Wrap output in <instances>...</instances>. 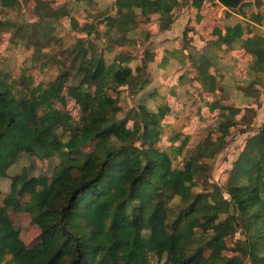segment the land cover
Here are the masks:
<instances>
[{
	"label": "trees",
	"instance_id": "trees-1",
	"mask_svg": "<svg viewBox=\"0 0 264 264\" xmlns=\"http://www.w3.org/2000/svg\"><path fill=\"white\" fill-rule=\"evenodd\" d=\"M175 1L154 0L151 7L149 0H115V13L102 21L105 34H116L121 44L133 43L125 35L137 28L140 17L153 13L167 20L166 29ZM217 1L235 11L249 0ZM202 3L192 0L195 8ZM20 6V0H0V9ZM56 12L66 16L62 9ZM14 27L23 36L21 29L34 25L0 22V29ZM72 27L79 30L75 20ZM80 31L91 36L95 26L85 25ZM218 35L224 43L240 42L253 57L250 73L264 75L263 38L243 39L240 26ZM85 43L79 38L66 50L63 61L53 60L59 71L47 83L34 85L25 74L10 81L0 69V180L8 178L23 156L56 161L50 176L32 175L25 166L11 177L9 194L27 198L23 210L45 241L26 248L0 205V264H148L150 253L159 264H244V257L250 264H264V126L247 140L228 179L224 192L229 200L215 192L197 199L190 174L174 167L164 152L132 156L139 141L155 139L166 107L156 113L141 108L134 118L139 121L129 129L127 115L119 117V96L110 93L123 86L143 90L148 82L138 81L130 67L122 66L126 61L122 54L106 62L94 43ZM32 44L38 51V45ZM149 61L144 58L142 67ZM202 73L209 75L205 69ZM71 81L76 82L74 100L82 110L78 121L56 107ZM221 109L232 115L239 111L229 106ZM94 142L98 143L86 158L74 159ZM198 148L192 160L212 158L204 143ZM38 188L43 189L41 194ZM201 218L216 227L212 235L193 232ZM240 228L252 231L242 257H222L225 237L234 236ZM206 249L211 251L209 257Z\"/></svg>",
	"mask_w": 264,
	"mask_h": 264
},
{
	"label": "rangeland",
	"instance_id": "rangeland-1",
	"mask_svg": "<svg viewBox=\"0 0 264 264\" xmlns=\"http://www.w3.org/2000/svg\"><path fill=\"white\" fill-rule=\"evenodd\" d=\"M20 2V9H0L2 23L34 25L32 29H21L23 36L17 34L16 27L0 29V69L9 75L10 81L11 78L18 80L23 74L31 76L34 85L53 80L59 71L53 60L63 61L67 57L64 55L66 50L73 48L79 38H84L86 45L88 41L94 43L106 62L122 54L126 57L122 66L130 67L139 77L138 81L148 82L143 90L131 91V88L123 86L117 93H110L112 97L119 96L122 109L119 117L127 115V127L131 129L135 120L139 121L134 118L141 108L152 113L162 107L167 109L155 139L139 141L132 153L133 158H138L143 151L164 152L174 167L190 174L197 199L215 192L229 200L224 192L228 179L239 164V156L247 140L264 126V75L250 73L253 57L243 50L240 42L224 43L219 39L216 30L222 27L227 17L224 12L220 13L219 7L212 8V14L210 11L198 31L195 21L199 23L201 15L192 8L191 0H178L171 13L172 22L166 29L167 20L158 14H150L146 19L140 17L137 28L125 35L133 43L121 44L116 34L106 36L102 23L115 13V0ZM149 2L152 7L153 0ZM256 5L259 7L257 2ZM59 9L66 12V16H56ZM181 9L187 10V22L173 26ZM233 12L249 14L264 27V8L260 9L259 17H255L253 8L247 9L246 6ZM72 20L78 24L79 30L72 27ZM85 25L95 26L91 36L80 31ZM247 30L250 29L247 27ZM197 31L200 39L193 37ZM257 35H262L261 29L252 32L251 36ZM30 41V45L25 44ZM32 43L38 45V51ZM144 58L151 59L146 68L142 67ZM203 69L208 76L202 73ZM75 83L71 81L65 85L56 107L78 121L82 110L74 100ZM222 106L239 111L232 115L223 111ZM97 143L82 149L74 159L86 158ZM202 143L211 149L212 158L192 160L199 154L198 146ZM55 164V160L26 155L12 166L8 178L0 180V205L7 210L13 230L28 249L44 242L45 237L23 210L27 198L9 194L10 180L25 166L31 169L32 175L50 176ZM37 192L41 194L43 189L38 188ZM206 220L201 218L200 225L193 232L212 235L216 227L207 225ZM251 235V230L240 228L234 236L225 237L226 248L222 257H242L243 245ZM210 253V250H205L206 257ZM243 262L250 264L248 257H244ZM148 264H159L155 254H148Z\"/></svg>",
	"mask_w": 264,
	"mask_h": 264
},
{
	"label": "crops",
	"instance_id": "crops-1",
	"mask_svg": "<svg viewBox=\"0 0 264 264\" xmlns=\"http://www.w3.org/2000/svg\"><path fill=\"white\" fill-rule=\"evenodd\" d=\"M177 2H178V0L175 1L174 7L170 9V13L173 12L175 6L177 5ZM149 4H150V2H149ZM258 4H259V7H257L255 0H249L246 3V5H245L247 9L253 8V13H254L255 17L256 16H258V17L260 16V9L264 8V0H259ZM152 5H153V3H152ZM191 6H192V8L194 10L198 11L199 14L201 15V19H198L199 23H197V20L195 21L196 22L195 23L196 24L195 27H196V29L198 31L201 28V25H203L206 22V19L210 15L209 14L210 11H211V14H212V8L219 7L220 8V13L224 12L227 15V17H226V15L224 16V18L225 17L226 18L222 22V27L219 28L218 30H216L217 34H218V32H221L222 36H224L226 34V30L228 28H234L235 26H240L242 31H243V36H242L243 39H246V37H245L246 35L249 36L247 38L254 39L255 37L260 36L261 38L264 39V27L260 26V23H259L258 19L255 18L257 20L256 21L255 19H253L252 16H249V14L244 15L242 13H234L233 11L223 7L220 3H218L217 0H203V3H202V5L199 8H195L192 5V0H191ZM186 14H187V10H182L181 9V13L177 14V19H176L175 23L173 24V26H175L177 24H181V23H182V25H184L187 22ZM219 17L220 16H217V18H219ZM247 27L251 31L247 30ZM260 29L262 30V35L251 36L252 32H256V31H258ZM198 31L196 32V35L193 36V37L196 38V36H198L199 39H200V33ZM225 43H227V42H225ZM183 52H184V54L186 53L185 50Z\"/></svg>",
	"mask_w": 264,
	"mask_h": 264
}]
</instances>
